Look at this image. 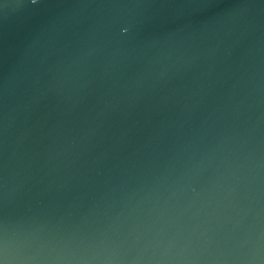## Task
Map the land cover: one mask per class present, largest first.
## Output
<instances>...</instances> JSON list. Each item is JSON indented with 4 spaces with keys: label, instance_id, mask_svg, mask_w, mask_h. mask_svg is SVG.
<instances>
[{
    "label": "water",
    "instance_id": "water-1",
    "mask_svg": "<svg viewBox=\"0 0 264 264\" xmlns=\"http://www.w3.org/2000/svg\"><path fill=\"white\" fill-rule=\"evenodd\" d=\"M0 264H264V0H0Z\"/></svg>",
    "mask_w": 264,
    "mask_h": 264
}]
</instances>
